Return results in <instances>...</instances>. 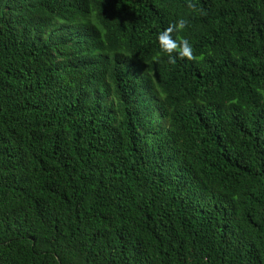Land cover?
<instances>
[{
	"label": "trees",
	"instance_id": "16d2710c",
	"mask_svg": "<svg viewBox=\"0 0 264 264\" xmlns=\"http://www.w3.org/2000/svg\"><path fill=\"white\" fill-rule=\"evenodd\" d=\"M191 2L0 0V264H264V0Z\"/></svg>",
	"mask_w": 264,
	"mask_h": 264
},
{
	"label": "clouds",
	"instance_id": "9594fccd",
	"mask_svg": "<svg viewBox=\"0 0 264 264\" xmlns=\"http://www.w3.org/2000/svg\"><path fill=\"white\" fill-rule=\"evenodd\" d=\"M188 8L196 10V5L189 0ZM188 26V21L184 18L176 22L170 23L168 27L159 33L158 41L162 53L169 57L170 63H176V56L180 59H187L189 61H197L198 58L194 55L193 48L189 41L182 38L179 33L183 32ZM174 34H176L174 36Z\"/></svg>",
	"mask_w": 264,
	"mask_h": 264
}]
</instances>
